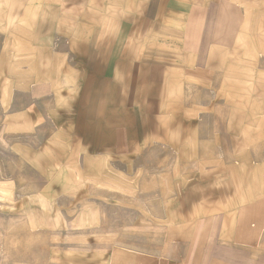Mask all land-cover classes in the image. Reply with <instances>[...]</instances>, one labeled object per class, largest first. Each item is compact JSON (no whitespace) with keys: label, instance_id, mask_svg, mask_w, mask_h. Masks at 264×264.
<instances>
[{"label":"crops","instance_id":"crops-1","mask_svg":"<svg viewBox=\"0 0 264 264\" xmlns=\"http://www.w3.org/2000/svg\"><path fill=\"white\" fill-rule=\"evenodd\" d=\"M261 102L264 0H0V264H264ZM65 164L143 236L82 241Z\"/></svg>","mask_w":264,"mask_h":264},{"label":"rangeland","instance_id":"rangeland-1","mask_svg":"<svg viewBox=\"0 0 264 264\" xmlns=\"http://www.w3.org/2000/svg\"><path fill=\"white\" fill-rule=\"evenodd\" d=\"M261 104L264 105L262 102ZM27 138L28 139L24 138V133H0L1 141L4 140L7 144H10V142L15 143L17 145V149H19L16 150L22 154L25 151L28 153L30 152V148L26 150L24 149L25 145H30L32 143L33 148L37 149L36 147L39 145L41 140L39 134L34 133L31 138H29L28 134ZM66 152L71 151L65 150V154ZM92 167L93 166H91V168ZM112 168L118 170L121 166L112 165ZM76 170L80 172L78 179L80 180V185H77L76 190H72L71 192H73L74 195L78 192L79 195L78 203H76L77 199L74 200V205L78 204L79 206L78 213H76V215L74 213V219L78 216V219L76 218L75 220H78L81 238L84 237V240L82 241H88V237H93L90 235L93 230H89L93 225L100 223L102 226L104 222L107 230L102 231V229H99L98 231L111 233L113 237H125L133 240L137 237H142L143 231L135 230V227H137V220L139 221L144 219L145 226L146 222H148L151 218V213L144 211L142 209V204L144 203L145 210H147V204H151L153 201H157L162 204V198L144 196L139 197V200H137L135 196V187L137 182L135 180L130 181L129 190L127 192H123L122 195H104V182H101L100 190H94L88 185L90 182L87 178V165H64L65 176H68L70 172H76ZM74 182H76V179L69 181L68 184L72 185ZM65 199L69 200L67 197H65ZM69 215L71 216V214H65V217H70ZM140 226L142 225L140 224Z\"/></svg>","mask_w":264,"mask_h":264}]
</instances>
